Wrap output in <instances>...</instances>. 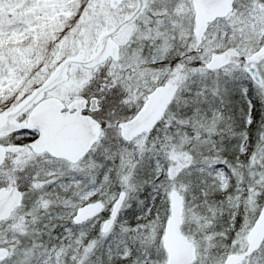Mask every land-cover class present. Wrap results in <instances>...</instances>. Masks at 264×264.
Here are the masks:
<instances>
[{"label": "snow or ice", "instance_id": "6c2138e0", "mask_svg": "<svg viewBox=\"0 0 264 264\" xmlns=\"http://www.w3.org/2000/svg\"><path fill=\"white\" fill-rule=\"evenodd\" d=\"M0 264H264V0H0Z\"/></svg>", "mask_w": 264, "mask_h": 264}]
</instances>
